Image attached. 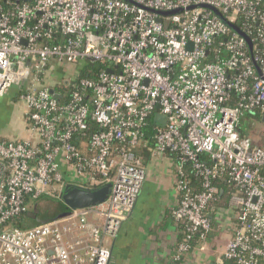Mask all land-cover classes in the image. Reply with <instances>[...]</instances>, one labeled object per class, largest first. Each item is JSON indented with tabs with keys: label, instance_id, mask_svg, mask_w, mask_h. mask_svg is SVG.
<instances>
[{
	"label": "built area",
	"instance_id": "obj_1",
	"mask_svg": "<svg viewBox=\"0 0 264 264\" xmlns=\"http://www.w3.org/2000/svg\"><path fill=\"white\" fill-rule=\"evenodd\" d=\"M262 2L0 0V97L25 79L16 102L29 133L0 140V264H109L107 240L157 157L174 161L179 253L211 232L209 210L222 194L214 183L225 182L235 223L222 264H264V143L240 130L245 116L263 124ZM107 184L103 205L12 224L68 185Z\"/></svg>",
	"mask_w": 264,
	"mask_h": 264
},
{
	"label": "crops",
	"instance_id": "obj_2",
	"mask_svg": "<svg viewBox=\"0 0 264 264\" xmlns=\"http://www.w3.org/2000/svg\"><path fill=\"white\" fill-rule=\"evenodd\" d=\"M12 106L14 111L9 113L1 106L0 137L28 140L22 109L18 102ZM145 165L147 177L133 210L116 236L107 241L109 264H222L233 236L234 211L224 206L211 210L212 230L207 239L180 254L181 224L172 217L178 198L174 161L157 157L148 159Z\"/></svg>",
	"mask_w": 264,
	"mask_h": 264
},
{
	"label": "trees",
	"instance_id": "obj_3",
	"mask_svg": "<svg viewBox=\"0 0 264 264\" xmlns=\"http://www.w3.org/2000/svg\"><path fill=\"white\" fill-rule=\"evenodd\" d=\"M259 8L262 11H264V2H262L261 6ZM237 25L240 26L239 23H237ZM90 65L94 66V64H92V63H90L89 66ZM83 76L84 75H82V77ZM59 90H61V91L64 90V87H60ZM20 95H21V92L16 96V100L19 99ZM248 115H249V117H252V118H257L259 120L262 119V116L253 115V114H248ZM263 116H264V113H263ZM263 124H264V121H263ZM91 132H93V129L91 130ZM88 136L89 135H87V137ZM0 140H14V139H8V138L0 137ZM186 168H187L186 169V179L190 182L189 185L193 188L194 191H200L201 190L200 189V182L198 180H196L195 176H193V172L191 171V169L189 167H186ZM214 184L220 190H222V194L217 197L218 200L215 203L212 204V207L210 208L209 211L215 209L217 206H219V207H222V206L229 207L230 206L229 203H230L231 195L233 193V188L230 185H228L227 183H225V182H222V183L216 182ZM42 201H47V200L41 199L40 201H35L34 203H30L29 206H28L29 213L34 214V216H36L35 219L30 220V217L28 216V213H26V214L21 215L19 218L13 220L12 221L13 226H15L17 228H21V229H26L28 226H31L30 224L38 225V224H41L43 221L46 222L45 219L39 220V213L36 210L37 206L40 205L39 203H41ZM69 212H70V210L63 206L62 208L56 209L55 213L52 214V218H50V219L46 218V219H48L47 221L53 220V219L65 216ZM209 216H210V213H209ZM211 223H212V221H211ZM180 227H181V231H182V228H183L182 225H180ZM208 235H206V237L204 239H201L198 234H194L192 236L191 240L188 241L189 242V246H190V249L188 250V252H190L195 245L197 246L200 243H203L207 239ZM183 239L184 238H183V235H182V239L181 240H183ZM223 264H235V263L232 260H226V261L223 262Z\"/></svg>",
	"mask_w": 264,
	"mask_h": 264
},
{
	"label": "water",
	"instance_id": "obj_4",
	"mask_svg": "<svg viewBox=\"0 0 264 264\" xmlns=\"http://www.w3.org/2000/svg\"><path fill=\"white\" fill-rule=\"evenodd\" d=\"M13 1L15 3H20V0H10ZM24 2H28L29 0H23ZM177 11H173V12H168V13H160L163 15H171V14H175ZM213 12L235 33H237L240 37L244 38L245 41L247 42L249 48H251V43L249 41V39L238 30V28L230 23H228L227 21H225L221 15L219 14L218 11L213 10ZM50 94L55 98V99H59L60 96L57 95L54 90L50 89ZM157 120H161L162 122H164V118L161 116H157L156 117ZM264 121V117L263 120ZM111 193V185L107 184L101 188L98 189H83L80 188L78 186H73V185H68L66 186L61 194L60 197V202L62 203V205L64 207H66L67 209L70 210V212L72 211H76V210H84V209H91L100 205H103L104 203L107 202L109 195ZM69 212V213H70ZM68 213V214H69ZM29 217L35 219L34 214L29 213L28 214ZM111 256V255H110Z\"/></svg>",
	"mask_w": 264,
	"mask_h": 264
},
{
	"label": "rangeland",
	"instance_id": "obj_5",
	"mask_svg": "<svg viewBox=\"0 0 264 264\" xmlns=\"http://www.w3.org/2000/svg\"><path fill=\"white\" fill-rule=\"evenodd\" d=\"M24 87L25 79H22L17 84L12 85L9 89L5 90L4 94L0 97V109L1 106H3L6 108V113H9L11 109L14 111L13 108H15V106L12 105L16 103V96L24 90ZM10 106H12L13 108H11ZM240 130L243 137L250 138L257 142L259 141V144L257 143L258 145L264 143V124H262L261 122H258L257 120H251L247 118V116H245L241 118ZM39 204L40 205H38L36 208L39 213V220L45 219L46 222H48V219L52 218V214L55 213L56 209L63 207L60 200L56 199L42 201ZM30 220H33V218L30 217ZM30 225L31 226H28L27 228L35 226L34 224Z\"/></svg>",
	"mask_w": 264,
	"mask_h": 264
}]
</instances>
